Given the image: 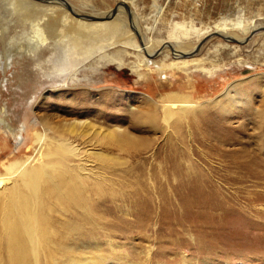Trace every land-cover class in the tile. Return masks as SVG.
<instances>
[{
	"label": "rangeland",
	"instance_id": "rangeland-1",
	"mask_svg": "<svg viewBox=\"0 0 264 264\" xmlns=\"http://www.w3.org/2000/svg\"><path fill=\"white\" fill-rule=\"evenodd\" d=\"M28 1L13 14L10 0H0V120L17 134L0 127V164L32 154L31 114L47 110L53 122L89 123L78 141L94 153L93 220L77 222L79 232L39 255V264H264V0H66L96 18L127 2L154 41L170 20L211 31L188 56H143L150 65L141 74L132 69L141 61L135 55L123 69L93 61L95 71L79 70L69 88L45 90L33 109V19L22 14L50 4ZM116 13L110 23H129L126 11ZM226 23L240 39L227 40L218 26ZM238 23L254 30L244 36ZM170 92L191 96L203 112L167 125L153 103ZM85 109L89 115H79ZM116 131L135 147L120 150L104 138ZM64 220L56 222L62 233ZM6 260L0 253V264ZM29 264H36L31 257Z\"/></svg>",
	"mask_w": 264,
	"mask_h": 264
},
{
	"label": "bare ground",
	"instance_id": "bare-ground-1",
	"mask_svg": "<svg viewBox=\"0 0 264 264\" xmlns=\"http://www.w3.org/2000/svg\"><path fill=\"white\" fill-rule=\"evenodd\" d=\"M42 1H49L48 11L39 9L22 14L26 20L33 19L30 26L32 37L27 39L31 47L27 55L33 57L35 75V87L27 94V97L31 96L28 102L31 109L40 107L39 99L45 90L69 88L70 81L79 70L95 71L93 61L107 60L123 69L131 66L127 63V56L135 55L141 61L132 65V69L141 74L142 68L150 65L143 56L164 54L167 57L169 53L174 57L188 56L211 31L203 28L196 32L198 28L193 23L180 27L179 23L185 24L186 21L170 20L163 28V36L154 41L142 25L137 24L136 11L127 2H121L105 16L96 18L79 14L66 0ZM30 5L32 2L28 0H10L9 10L17 14L19 8ZM133 5L135 3L132 2ZM120 9L129 14V23L124 22L125 19L110 23ZM90 21L93 23L88 24ZM234 25L218 24L225 30L222 33L227 40L240 39L237 32L231 34L226 31ZM236 25L244 36L254 30L252 26ZM60 54L64 56L63 63L59 59ZM43 55L45 59H42ZM159 71L163 73L160 67ZM157 102L152 101L154 110L162 109L167 125L173 120L177 123L203 112L202 106L191 96L179 92L167 93L159 100L160 103ZM88 112L89 109H85L79 115ZM31 116L34 119L30 125L31 136H28L32 154L22 155L14 161L3 160L0 164V253H7L6 264H29V257L39 264V255L59 248L61 238L78 233L77 222H92L96 211L94 190L88 186L92 180L88 162L94 153L86 147V142L78 141L79 137L87 136L85 128L89 123L53 122L54 116L48 110L45 114ZM0 127L15 134V129L7 121L0 120ZM131 128L136 129L135 126ZM104 138L128 152L136 144L133 137L122 131L109 132ZM95 155L102 162L108 159L100 153ZM61 214L65 216L61 222L64 233L57 229L62 226L56 225Z\"/></svg>",
	"mask_w": 264,
	"mask_h": 264
}]
</instances>
